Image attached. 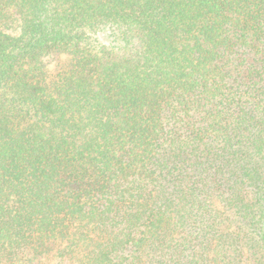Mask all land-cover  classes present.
I'll use <instances>...</instances> for the list:
<instances>
[{
  "label": "trees",
  "instance_id": "1",
  "mask_svg": "<svg viewBox=\"0 0 264 264\" xmlns=\"http://www.w3.org/2000/svg\"><path fill=\"white\" fill-rule=\"evenodd\" d=\"M0 264H264V0H0Z\"/></svg>",
  "mask_w": 264,
  "mask_h": 264
}]
</instances>
